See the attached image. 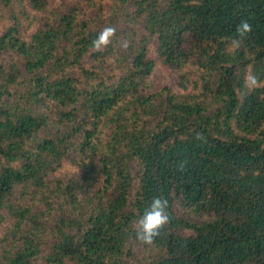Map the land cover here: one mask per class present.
Returning a JSON list of instances; mask_svg holds the SVG:
<instances>
[{"label":"trees","instance_id":"16d2710c","mask_svg":"<svg viewBox=\"0 0 264 264\" xmlns=\"http://www.w3.org/2000/svg\"><path fill=\"white\" fill-rule=\"evenodd\" d=\"M0 264H264V0H0Z\"/></svg>","mask_w":264,"mask_h":264},{"label":"clouds","instance_id":"9594fccd","mask_svg":"<svg viewBox=\"0 0 264 264\" xmlns=\"http://www.w3.org/2000/svg\"><path fill=\"white\" fill-rule=\"evenodd\" d=\"M253 26L248 20H241L236 26V36L231 40L232 49H238L241 47L243 41L251 34ZM116 34V28L114 26L104 27L96 38L91 42L92 49L94 51H102L111 42ZM123 47H127V44H123ZM244 84L249 91L254 90L261 86V82L258 77L253 73L245 75ZM168 201L160 197L153 199L151 205L144 211L138 222L134 224L136 229V239L142 244L151 245L154 243L155 238L161 233L160 230L169 223L170 217L167 214Z\"/></svg>","mask_w":264,"mask_h":264},{"label":"rangeland","instance_id":"374dc122","mask_svg":"<svg viewBox=\"0 0 264 264\" xmlns=\"http://www.w3.org/2000/svg\"><path fill=\"white\" fill-rule=\"evenodd\" d=\"M153 80L156 83V86H162L166 83L174 84L173 75L162 67H159V69L156 71V75L154 76Z\"/></svg>","mask_w":264,"mask_h":264}]
</instances>
